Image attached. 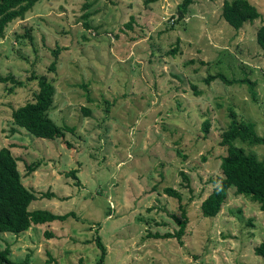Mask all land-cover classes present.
I'll return each instance as SVG.
<instances>
[{"label": "rangeland", "instance_id": "1", "mask_svg": "<svg viewBox=\"0 0 264 264\" xmlns=\"http://www.w3.org/2000/svg\"><path fill=\"white\" fill-rule=\"evenodd\" d=\"M225 1L193 0L183 12L184 0H41L8 24L0 73L23 85L8 92L13 83L0 82V148L12 149L37 194L30 209L76 214L0 232L13 261L96 264L101 237L105 264H264L255 252L264 242L258 201L231 187L217 216L201 210L222 175L230 111L264 136V0H251L260 16L240 29L223 18ZM220 73L252 81L255 95L248 81H206ZM34 74L54 82L50 116L74 127L64 139L13 122V110L39 90ZM237 144L264 160V144ZM184 210L183 244L154 236L176 233Z\"/></svg>", "mask_w": 264, "mask_h": 264}, {"label": "trees", "instance_id": "2", "mask_svg": "<svg viewBox=\"0 0 264 264\" xmlns=\"http://www.w3.org/2000/svg\"><path fill=\"white\" fill-rule=\"evenodd\" d=\"M41 0H0V36L9 23L16 19H24L26 14L32 10L37 2ZM193 0H184L181 5L183 12H186L189 4ZM223 18L234 28L240 29L247 22L254 21L260 16L259 9L251 0H227L223 5ZM257 41L264 51V22L258 28ZM178 49H174L175 53ZM51 65V69H56L58 53ZM34 76L38 80L39 90L35 98L19 107L12 113L13 122L25 128L28 132L39 138L64 139L67 132L74 131V127L59 125L50 116L53 107L55 85L53 80L46 75ZM14 74L2 75L0 82L9 84L8 92H13L18 86L23 85L22 81H17ZM221 78L229 83L245 82L250 83V89L255 95L254 83L247 79L229 80L223 74L210 75L207 82ZM87 113L89 109H85ZM231 121L222 133L221 145L227 146V154L222 156L221 170L222 175L217 177L215 186L209 196L202 202L201 210L204 217L213 218L221 211L231 187H235L238 195H244L251 201H258L260 209L264 211V160H261L255 153L247 151L245 147L238 145L240 142L247 145L264 144V136L258 134L255 124L251 121L239 119L236 112L230 111ZM210 121L206 120L203 124V131L208 133ZM30 172L36 166L27 165ZM72 174H74L72 172ZM166 193L181 198L180 193L173 188H166ZM45 196H52L47 193ZM37 199V194L23 183L22 174L19 169L18 158L13 154L9 147L0 148V232H12L19 234L28 230L33 225L53 222L55 220L64 221L70 216H76L75 212H68L58 215L47 209H30L31 203ZM184 219L177 218L180 225L176 233H166L164 235L155 234V237H174L180 243H184L188 218L186 210L183 211ZM50 237L52 233H47ZM96 244L100 249V256L96 264H105L108 249L101 237L96 238ZM257 255L264 256V242L255 250ZM11 248L6 246L0 249V264H30L27 257L23 261H13L11 259ZM56 262L50 256L46 264Z\"/></svg>", "mask_w": 264, "mask_h": 264}]
</instances>
